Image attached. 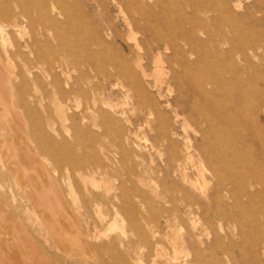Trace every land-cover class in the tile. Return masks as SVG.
<instances>
[{"label":"rangeland","instance_id":"1","mask_svg":"<svg viewBox=\"0 0 264 264\" xmlns=\"http://www.w3.org/2000/svg\"><path fill=\"white\" fill-rule=\"evenodd\" d=\"M0 10V255L264 264V0ZM60 52L78 67L54 86L40 68Z\"/></svg>","mask_w":264,"mask_h":264},{"label":"bare ground","instance_id":"2","mask_svg":"<svg viewBox=\"0 0 264 264\" xmlns=\"http://www.w3.org/2000/svg\"><path fill=\"white\" fill-rule=\"evenodd\" d=\"M120 8V7H119ZM214 10H216V9H214ZM213 10V11H214ZM211 12V11H210ZM8 14H9V12H7ZM6 12L5 13H3L1 10H0V38H1V40L2 41H4V39H5V35L7 34V32H6V26L8 25L6 22H5V18L7 17V14ZM209 14V13H208ZM10 15V14H9ZM15 15V14H14ZM12 26H14V24H12ZM246 40V39H245ZM225 42V41H224ZM137 43V42H136ZM212 44V43H211ZM166 47H167V45H166ZM141 48V47H140ZM214 52V51H213ZM61 54L58 56L57 54L56 55H54V57H53V59H52V61H50L47 65V67H46V69H42V68H40V71L41 72H43V74H45L46 76H48L49 75V77H51V80H50V84L51 85H56L55 84V82H56V80H57V78L60 76V75H67L68 77H72L73 78V76H72V72L73 71H76L77 70V64L75 63V61L73 60V59H67V57L65 56V55H63V52H60ZM140 55V54H139ZM159 55V54H158ZM217 55V54H216ZM160 56V55H159ZM206 56V55H205ZM228 56V55H227ZM240 56V55H239ZM242 56V55H241ZM132 57V56H131ZM156 57V56H155ZM9 59V58H8ZM156 59V58H155ZM157 60V59H156ZM155 60V61H156ZM160 60V59H159ZM157 62H159L158 60H157ZM161 62V61H160ZM214 62V61H213ZM223 62H225V61H223ZM243 62V61H242ZM135 63V62H134ZM41 64H42V62H41ZM161 64V63H160ZM159 64V65H160ZM158 65V64H157ZM11 67V69H12V65L10 66ZM138 67H141L139 64H138ZM155 70V69H154ZM158 70H159V73L162 71V69H161V67H158ZM209 70V69H208ZM27 72L29 73V74H32V76H31V78H32V80H35V77H36V74L35 75H33V73H32V71L30 70V69H27ZM243 72H245V71H243ZM214 73V72H213ZM247 73V72H246ZM8 74H9V72H8V70L5 68V66H4V64H3V61H2V59H1V57H0V77L1 78H4V79H7L8 78ZM154 74H155V72H154ZM163 74V73H162ZM162 74H161V76H160V78L162 77ZM228 74V73H227ZM15 75H20V73L18 72V73H15ZM159 75V74H158ZM166 75V74H165ZM222 75V74H221ZM159 78V79H160ZM74 79V78H73ZM106 79V78H105ZM93 80H95V79H93ZM226 80V79H225ZM74 81V80H73ZM67 82H68V80H67ZM89 82V81H88ZM88 82H86V83H88ZM210 82V81H209ZM82 83V82H81ZM211 83V82H210ZM213 83V82H212ZM73 84V83H72ZM98 85V84H97ZM72 86V85H71ZM82 86H85V85H82ZM214 87V86H213ZM25 89H26V87H24ZM209 88V87H208ZM212 88V87H211ZM58 89L63 93V94H66L67 93V91L66 90H64V89H62L61 87H58ZM71 90H72V88H71ZM221 90V89H220ZM51 91V90H50ZM53 92V91H52ZM215 92H218V91H215ZM214 92V93H215ZM225 94H226V92H225ZM29 95V94H28ZM227 95V94H226ZM218 97V96H217ZM221 97H222V95H221ZM22 103H24V101H21ZM21 106V105H20ZM22 106H23V104H22ZM58 106H59V110L62 112V115L65 117V110H64V104H62V103H58ZM19 108H21V107H19ZM253 109V108H252ZM217 110V109H216ZM254 110V109H253ZM258 110V109H257ZM262 110V109H261ZM263 110H264V108H263ZM30 111V110H29ZM175 111V110H174ZM177 111V110H176ZM175 111V112H176ZM243 113V112H242ZM263 114H264V112H262ZM9 114V113H8ZM176 115H177V113H176ZM250 117V116H249ZM185 119H186V117H185ZM175 120V119H174ZM250 121V120H249ZM257 121V120H256ZM24 122V121H23ZM264 123V122H263ZM186 124V123H185ZM258 124V123H257ZM221 125V124H220ZM222 126V125H221ZM225 126H227V125H225ZM223 128H225V127H223L222 126V129ZM227 128V127H226ZM170 129V128H169ZM232 129V128H231ZM223 130H225V129H223ZM187 133V132H186ZM21 135V134H20ZM175 135V134H174ZM174 137V136H173ZM170 139H171V136H170ZM165 140H163V142H164ZM188 141V140H187ZM171 143V142H170ZM172 144V143H171ZM24 146H25V144H24ZM171 146V145H170ZM26 147V146H25ZM54 147V146H53ZM153 147V146H152ZM182 147V146H181ZM15 148V147H14ZM195 149H197L196 147H194ZM10 149H11V147H10ZM25 149V148H24ZM55 149V148H54ZM53 149V150H54ZM156 149V148H155ZM154 149V150H155ZM14 150V149H13ZM57 150V149H56ZM55 150V151H56ZM186 150V149H185ZM192 150V149H191ZM194 150V149H193ZM17 151V150H16ZM157 151H159V150H157ZM161 152V151H160ZM180 152V151H179ZM29 154V153H28ZM160 154V153H159ZM187 155V154H186ZM22 157V156H21ZM186 157V156H185ZM32 158V157H31ZM189 158H191V157H189ZM189 162V161H188ZM179 168V167H178ZM183 177V176H182ZM153 180V179H152ZM23 181V180H22ZM36 181V180H35ZM24 182V181H23ZM200 185V184H199ZM174 186V185H173ZM197 186V185H196ZM200 187V186H199ZM186 198V197H185ZM188 202V201H187ZM1 210H3L2 208H0ZM5 209V208H4ZM3 211H5V210H3ZM6 212V211H5ZM25 216V215H24ZM43 216H44V214H43ZM42 216V217H43ZM27 217V216H26ZM28 220V219H27ZM21 221H22V219H21ZM20 221V222H21ZM18 222V221H17ZM113 225V224H112ZM21 227V226H20ZM119 228V227H118ZM32 229H33V227H32ZM31 229H29V231H30ZM28 231V232H29ZM30 232H32V231H30ZM191 233V232H190ZM37 234V233H36ZM35 235V234H34ZM18 236V235H17ZM16 236V237H17ZM24 236V235H23ZM22 236V237H23ZM25 236H27V235H25ZM175 237V236H174ZM177 237V236H176ZM25 238V237H24ZM181 238H182V236H181ZM31 239V238H30ZM177 239V238H176ZM202 239V238H201ZM29 240V239H28ZM29 243V242H28ZM30 243H31V241H30ZM179 244V243H178ZM184 244H185V242H184ZM33 245V244H32ZM31 245V246H32ZM185 246V245H184ZM30 247V246H29ZM177 247V246H176ZM181 247V246H180ZM26 249V248H25ZM27 249H29V248H27ZM150 249V248H149ZM177 249H178V247H177ZM26 251V250H25ZM29 252V251H28ZM178 252V251H177ZM29 256V255H28ZM172 258V257H171ZM174 259L175 258H177V256H174L173 257ZM164 263V262H163Z\"/></svg>","mask_w":264,"mask_h":264},{"label":"crops","instance_id":"3","mask_svg":"<svg viewBox=\"0 0 264 264\" xmlns=\"http://www.w3.org/2000/svg\"><path fill=\"white\" fill-rule=\"evenodd\" d=\"M0 259L7 261L8 264H30L31 252L23 250L21 253H17V255L15 253H5V255H0Z\"/></svg>","mask_w":264,"mask_h":264}]
</instances>
